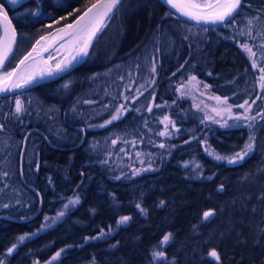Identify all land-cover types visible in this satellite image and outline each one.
<instances>
[{
	"label": "trees",
	"instance_id": "1",
	"mask_svg": "<svg viewBox=\"0 0 264 264\" xmlns=\"http://www.w3.org/2000/svg\"><path fill=\"white\" fill-rule=\"evenodd\" d=\"M92 1L60 0L63 6L53 7L52 0H42L40 14L32 16L26 10L35 11L36 0H0L18 32L6 68L39 35ZM242 4L230 23L204 26L165 15L174 12L159 0H122L84 61L54 79L0 96V259L5 264H216L207 256L211 249L220 264H264V120L257 116L264 115L259 79L264 0ZM253 17L258 19L249 25ZM242 44L253 47L257 68ZM191 82L197 87L190 89ZM209 95L227 97L231 114L217 115ZM16 99L25 108L18 115ZM246 100L248 112L237 107ZM121 106L119 119L106 124ZM248 123L256 137L250 156L230 164L209 154L230 157L241 151L250 135ZM26 134L22 179L19 153ZM32 187L42 199L35 216L40 205ZM71 196L79 203L65 209ZM209 210L214 215L204 220ZM61 211L65 214L57 219ZM122 216L131 219L118 225ZM26 233L36 235L7 255ZM169 233V242L161 244ZM154 251L166 258L154 261Z\"/></svg>",
	"mask_w": 264,
	"mask_h": 264
},
{
	"label": "snow or ice",
	"instance_id": "2",
	"mask_svg": "<svg viewBox=\"0 0 264 264\" xmlns=\"http://www.w3.org/2000/svg\"><path fill=\"white\" fill-rule=\"evenodd\" d=\"M11 4H17L20 3L21 0H9ZM37 8L35 11L26 10L29 15L36 16L40 14V8L42 7V0H36ZM122 3V0H103V3H97L92 4L91 7H89L85 12L84 15L81 16L75 25L73 24H66L64 28L59 29V32L64 35H70L75 37V40L73 41L77 46V50L75 52V55H72L69 59L62 60L59 63L56 64L55 68H48L47 71L44 69H41L38 73L36 71H29L24 75H18V69L20 65H24L25 61L29 60V58L32 57L33 53L37 52V48L40 46L41 41H44L46 37H41L40 40L36 42V46L33 47L32 52L28 53L27 56L24 57L23 60L20 61V65L17 66L16 69H13L12 71H7L6 69V61L9 60V54L12 52V45L16 42V31L15 28L11 26V21L8 18L7 12L4 10V6L0 4V22L3 23L4 27V37L0 39V93H8L11 92L13 89H23L28 87L29 85H32L37 78H43L45 76H53L56 73L64 72L66 69L70 68L72 66V63L76 61L77 57L80 56H87L88 54V47L92 42L93 37H95L96 33L101 30V28L104 26L105 18L109 17L111 13H113L114 10H118V6ZM163 3L170 6L171 9H175V13H179L182 16L188 17L192 20H195L197 22L200 21H212V22H231L232 19H234L235 15L239 13L240 9L242 8V0H210V2L205 3L203 5L194 2V0H163ZM52 6L53 7H62L63 5L60 3V0H52ZM79 11V10H76ZM95 12V15L89 16L90 13ZM175 13L167 12L165 15H173ZM69 15H72V13H69ZM85 18H88L87 23H82ZM60 20H65L66 17H60ZM258 19V17H253L248 21V24L251 25L254 20ZM59 21H57L58 23ZM48 27H51L49 25ZM245 33H241V35H244ZM249 36H251V30L247 33ZM260 35L264 37V30L260 32ZM187 39V37H185ZM252 39H256L255 36H252ZM241 47L247 52L249 58L251 59V65L253 68L258 67V62L255 59L256 52L253 51V47L249 46L248 44H242ZM261 51V59H264V44H261L260 46ZM44 51H47V48L43 49ZM51 59V57L49 58ZM45 64H47V61H44ZM153 72L156 71L155 64H153L152 69ZM259 71L261 73L260 75V87L264 89V67H259ZM15 78V79H14ZM192 81L196 80V77H191ZM198 83V82H197ZM64 88H68L69 84H65L63 86ZM205 88L208 87V85H204ZM214 99L217 100L219 104H227V97H224L223 100L220 97H214ZM255 103V101H253ZM237 107L244 109L245 112H248L251 108V105L246 100L243 104L238 105ZM123 109V106H121V109H117V114L112 117V120L105 121L106 124L112 123V121L119 119L120 113ZM223 111H227L229 114L232 112L231 105L227 106L226 108L222 109ZM25 111L24 104L20 99L15 100V114H20L21 112ZM149 111H151V108H149ZM217 113V115L220 114L221 110L213 109ZM257 116L260 117V119L264 120V115L257 113ZM165 121H168V117L164 118ZM235 120H246V121H255V116H235ZM169 123H172L174 126V122L168 121ZM219 123V121H217ZM227 123L223 124L222 127H227ZM247 127L250 129V135L248 138V141L245 143L244 147L241 149V151L234 153L232 156H222L219 154H216L214 152H209L210 155H214L216 160H226L230 164H235L240 161H243L245 158L250 156L255 147V140L256 137L254 135L255 128L253 123H248ZM3 128V125L0 124V129ZM167 132H161L160 135H168ZM116 141H113V144H115ZM187 143V141L185 142ZM160 147H164L163 144L160 145ZM208 151V149H206ZM139 155V154H137ZM187 167V165H185ZM199 167V166H197ZM134 175H137L138 172H134ZM3 175H7V173H4ZM119 179V177H117ZM223 190V185L220 186L218 191ZM264 200V196L261 198ZM79 203V197H75L71 200H69L68 204L64 205L65 209H68L69 205H75ZM164 202L161 201V204ZM9 205L5 204L3 207H8ZM136 207L143 212L144 209L141 208L139 204L136 205ZM94 211V210H93ZM255 211V209H254ZM65 213L61 211L57 215V219L61 216H63ZM214 215V212L212 210L205 211L203 213V219L208 220L211 216ZM48 217H45V220H48ZM131 217L129 216H122L117 221L118 225L126 224ZM48 225H41L40 229H37V232L43 230ZM112 229H109L108 232L101 231L100 237H104L110 234ZM36 235V233H26L24 235H21L17 237V242L12 244L10 248L7 249V255H10L13 253V251L18 247L20 243L25 241L26 238ZM171 234H166L163 236L161 244H167L170 240ZM99 237H88L86 239H97ZM115 247V245H113ZM64 251V249H61L59 252L55 254V256L52 257V261L57 260L61 253ZM208 257L214 259L216 264H220V255L217 252L216 249H211L208 254ZM152 257L154 261L165 259V253L163 251H154L152 253ZM0 264H5L4 260L0 259ZM34 264H39V261L34 262ZM45 264H51V261L45 262Z\"/></svg>",
	"mask_w": 264,
	"mask_h": 264
},
{
	"label": "water",
	"instance_id": "3",
	"mask_svg": "<svg viewBox=\"0 0 264 264\" xmlns=\"http://www.w3.org/2000/svg\"><path fill=\"white\" fill-rule=\"evenodd\" d=\"M163 3V0H159ZM97 3H103V0H93L91 3H89L85 8H83L77 15H75L71 20L59 25V26H56L55 28L51 29L50 31L48 32H45L41 35H39L31 44V46L27 49V51H25L17 60L16 62L9 68H6L5 70L7 71H12L13 69H16L18 65H20V61L24 59L25 56L28 55V53L32 52V49L34 46H36V42L38 40H40V38L43 36V37H46V39L44 41H41V44L40 46L37 48V52L36 53H33L32 57L29 58V60L25 61V64L24 65H20L19 66V69H18V75H20V71L25 68L29 63L31 62H37L38 64H40L41 66V69H43V66H42V61L47 58L48 56H50L51 52H53L57 46L67 37H69L70 35H64L62 33L59 32V29L61 28H64L66 24H73L75 25L77 20L84 15V12L89 8L91 7L92 4H97ZM242 3H243V0H242ZM0 4H2L0 2ZM164 4V3H163ZM3 5V4H2ZM166 7H168L171 11H173L175 13V9H171L170 6L164 4ZM4 6V5H3ZM4 10L7 12V15H8V18L9 20L11 21V26L13 28H15V31H16V42L15 44L12 45V52L9 54V59L12 57L14 51H15V48H16V45H17V40H18V32H17V29H16V26L7 10V8L4 6ZM176 15H178L179 17L183 18L184 20H187L189 22H192L194 24H198V25H204V26H216V25H221V24H224L226 22H212V21H200V22H197L195 20H192L188 17H185V16H182L180 15L179 13H175ZM95 15V12L93 13H90L89 16H93ZM111 15V14H110ZM109 15V16H110ZM109 17L105 18V21H104V25L105 23L107 22ZM88 22V18H85V20L82 22V23H87ZM0 29H1V38L4 37V27H3V23L0 22ZM102 29V28H101ZM101 31V30H100ZM99 31V32H100ZM97 32L95 37H93L92 39V42L91 44L89 45L88 47V53L90 51V48L97 36V34L99 33ZM0 38V39H1ZM44 48H47V51H44L43 49ZM88 56V54H87ZM87 56H82V57H79L78 59H76V61H74L72 63V66L68 69H66L64 72H61V73H56L54 74L53 76H45L43 78H37V80L32 84V85H29L28 87L30 86H33V85H36L40 82H43V81H47L49 79H52V78H55L65 72H67L68 70H70L71 68L75 67L76 65H78L79 63H81L82 61H84L86 59ZM9 61V60H8ZM6 61V63L8 62ZM15 79V78H14ZM27 88V87H26ZM25 89V88H23ZM23 89H13L11 92H17V91H20V90H23ZM11 92H8V93H11ZM8 93H0V96L1 95H4V94H8ZM33 129V128H31ZM31 129H29L27 132H29ZM25 137L26 135L23 137V141H22V147L20 149V153H19V169H20V176L21 178L23 179V176H22V173H21V164H22V158H23V152H24V144H25ZM34 189V191H36V193L38 194V197H39V205L42 204V199H41V195L39 193V191L37 189H35L34 187H32ZM6 218L8 219H13V220H21V218H15L11 215H5Z\"/></svg>",
	"mask_w": 264,
	"mask_h": 264
},
{
	"label": "bare ground",
	"instance_id": "4",
	"mask_svg": "<svg viewBox=\"0 0 264 264\" xmlns=\"http://www.w3.org/2000/svg\"><path fill=\"white\" fill-rule=\"evenodd\" d=\"M194 2H196V3H199V4H201V5H203V4H205V3H208V2H210V1H206V2H204V3H201V2H198V1H196V0H194ZM112 14V13H111ZM111 16V15H110ZM110 16H109V18H110ZM109 18H108V20H109ZM2 39V38H1ZM75 40V37H73V36H69V37H67V38H65L58 46H57V48H58V50H57V52L54 54V55H52V53L50 54V56H48L47 58H45L43 61H42V66H43V69L45 70V71H47V69L50 67V68H52V69H54L55 68V66H56V64L57 63H59L60 61H62V60H67V59H69L72 55H75V52H76V50H77V48H78V46L73 42ZM51 57V59H49ZM80 56H78L77 57V59L79 58ZM11 59V58H10ZM10 59H9V61H10ZM8 61V62H9ZM44 61H47V64H45L44 63ZM7 62V63H8ZM6 63V64H7ZM72 69V68H71ZM41 70V66H40V64H38L37 62H31V63H29L25 68H23L21 71H20V75H24V74H26L27 72H29V71H36L37 73L39 72ZM69 71V70H68ZM66 73V72H65ZM64 74V73H63ZM63 74H61V75H63ZM61 75H59V76H61ZM58 77V76H57ZM56 78V77H55ZM52 79H54V78H52ZM49 80H51V79H49ZM44 82V81H43ZM41 83V82H40ZM28 88V87H27ZM26 89V88H25ZM24 90V89H23ZM21 91V90H20ZM35 127H33V129H34ZM32 130V129H31ZM30 130V131H31ZM29 131V132H30ZM28 132V133H29ZM27 133V134H28ZM27 134H26V137H27ZM43 135H44V133H42ZM26 137H25V140H26ZM41 206H42V204L40 205V207H39V209H38V211L33 215V216H35L39 211H40V208H41ZM32 216V217H33Z\"/></svg>",
	"mask_w": 264,
	"mask_h": 264
},
{
	"label": "rangeland",
	"instance_id": "5",
	"mask_svg": "<svg viewBox=\"0 0 264 264\" xmlns=\"http://www.w3.org/2000/svg\"><path fill=\"white\" fill-rule=\"evenodd\" d=\"M196 1H198V2H201V3H204V2H206V1H210V0H196ZM108 21V20H107ZM107 23V22H106ZM105 23V24H106ZM105 26V25H104ZM104 26L102 27V28H104ZM0 38H1V31H0ZM32 44V43H31ZM31 44H30V46H31ZM29 46V47H30ZM28 47V48H29ZM27 48V49H28ZM57 50H58V48H56L53 52H51L52 53V55H54L56 52H57ZM150 84H151V82H150ZM197 83H195V82H191V85L189 86V88L190 89H194V88H196L197 87ZM151 86H152V84H151ZM186 89L188 88V85L185 87ZM200 93H202L201 91H200ZM210 99L209 100H211V102H213V105H212V108L213 109H218V110H221L220 111V113H224V111L222 110V109H224V108H226L227 107V105H225V104H219L218 102H217V100L216 99H214V96H208ZM223 100V99H222ZM223 111V112H222ZM233 111V110H232ZM215 112V111H214ZM114 115V114H113ZM138 156H136V157H131V159H136ZM139 163H140V160L138 161ZM73 198H75L74 196H71V197H68V198H66V201H65V203H64V205L65 204H68V202H69V200H71V199H73ZM58 215V213L56 214V216ZM51 218H54L53 216H51L49 219H51Z\"/></svg>",
	"mask_w": 264,
	"mask_h": 264
}]
</instances>
